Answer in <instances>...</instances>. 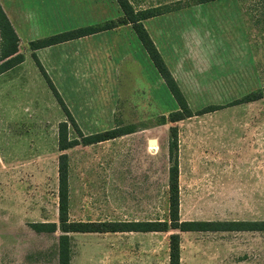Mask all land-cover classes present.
<instances>
[{
	"label": "rangeland",
	"instance_id": "obj_1",
	"mask_svg": "<svg viewBox=\"0 0 264 264\" xmlns=\"http://www.w3.org/2000/svg\"><path fill=\"white\" fill-rule=\"evenodd\" d=\"M130 1L136 9L179 5L180 11L173 12L181 15L180 30L188 18L202 16L196 24L201 23L203 42H209L194 47L196 60L189 55L186 64L178 62L184 67L180 82L194 113L209 106L217 110L162 125L158 110L141 112L142 103L121 102L114 123L107 118L103 126L132 133L96 148L65 152L70 160V221L166 220L173 126L178 134L180 220L264 221V98L236 102L264 88V0L200 5L196 0ZM240 21L248 34L241 52L235 38ZM19 89L26 94L25 85ZM49 93L36 84L34 102L19 101L17 151L12 156L4 146L0 151V264H58L61 232L31 228L33 223H58L57 132L66 118ZM167 99L165 95L160 110L165 118L177 109ZM26 105L27 116L21 110ZM9 128L2 125L0 132V143L8 147L15 142L14 135L5 134ZM69 132L73 134L71 127ZM148 140L157 145L149 147ZM173 233L70 234L71 264H169ZM179 235L181 264H264V232Z\"/></svg>",
	"mask_w": 264,
	"mask_h": 264
},
{
	"label": "crops",
	"instance_id": "obj_2",
	"mask_svg": "<svg viewBox=\"0 0 264 264\" xmlns=\"http://www.w3.org/2000/svg\"><path fill=\"white\" fill-rule=\"evenodd\" d=\"M129 3L132 5L130 0ZM0 6L18 37V52L24 57L21 64L0 74V132H4L2 125L4 128L9 126V130L5 134L11 135V139H13V135L15 138V142H12L9 147L7 143L3 145L1 142L0 151L3 146L11 153V156L13 151H17L16 135L19 128V101L34 102V86L36 84L45 86L48 92L46 96L49 97L51 89L36 62L41 65L84 136L115 129L116 127L112 126L109 128L104 127L103 121L107 118L111 121L112 118H116V112H118L121 102L142 103L144 107L138 106V111L158 110L161 117H164L163 112L160 110H162L165 95L166 99L169 100L168 102L176 104L131 24L46 48L31 50L30 43L32 42L77 29L103 26L120 19L123 12L117 0H0ZM159 6L161 5L159 4L156 7ZM133 8L135 7L133 6ZM135 10H145V8H135ZM180 18L181 15L172 11L144 20L142 24L188 102L180 82L184 67L178 65V62L182 61L186 64L189 55L196 60L194 47L197 44L201 46V44L209 42V39L205 43L203 42L201 23L196 24V22H201L202 16L197 17V19L194 15L191 17L192 19L189 20L188 18L186 20V30H180ZM188 21L190 23H187ZM237 29L236 44H238L241 52L244 47V38L247 39L248 34L246 32L243 34L242 21H240V26ZM21 75L22 77H20ZM192 76L195 75L192 74ZM20 85L26 86V94L21 95L19 93ZM177 109L175 107L171 112ZM21 110L23 115L27 116L28 112H24L30 110V108L26 105ZM112 122L114 123V121ZM122 137L124 136L87 145L86 148H96L94 146H100L107 142L112 143ZM152 141L154 143H151ZM147 145L149 147L155 146L157 142L148 140ZM1 160L0 156V164H3ZM10 164L12 165L13 162L10 161ZM14 164L17 165V163ZM114 222L156 223L162 222V220ZM116 233L151 236L152 234L164 232Z\"/></svg>",
	"mask_w": 264,
	"mask_h": 264
},
{
	"label": "trees",
	"instance_id": "obj_3",
	"mask_svg": "<svg viewBox=\"0 0 264 264\" xmlns=\"http://www.w3.org/2000/svg\"><path fill=\"white\" fill-rule=\"evenodd\" d=\"M123 12V16L103 26L82 28L59 34L50 38L30 43L31 50L46 48L55 44L78 39L87 35L110 30L118 26L131 24L150 60L162 77L166 87L174 98L178 109L169 113L168 117H162L161 124L178 123L194 115L206 114L216 111L215 106H209L194 113L189 107L184 95L176 81L166 67L155 45L150 39L142 22L159 15L180 10L177 5L174 8L159 6L145 10H135L129 0H117ZM217 0H196L195 5L205 4ZM171 8V9H170ZM24 60L18 52V37L0 6V74L18 66ZM40 72L50 87L54 97L61 107L65 122L59 124L57 147L60 155L57 163V198H58V223H33L32 230L37 233L61 232L58 239V264H71L72 247L70 234L74 233H116V232H171L169 236V264H181L179 233L188 232H264V221H181L179 216V168H178V134L177 127H170L168 143V218L162 222H104V223H81L69 219V159L65 153L76 146L92 145L100 142L132 133V129L115 128L110 131L84 136L74 121L58 92L51 84L41 65L36 62ZM264 98V88L257 92H251L236 102L239 104L250 103ZM73 130V136L69 132ZM179 232V233H176Z\"/></svg>",
	"mask_w": 264,
	"mask_h": 264
},
{
	"label": "water",
	"instance_id": "obj_4",
	"mask_svg": "<svg viewBox=\"0 0 264 264\" xmlns=\"http://www.w3.org/2000/svg\"><path fill=\"white\" fill-rule=\"evenodd\" d=\"M151 143H154V141H152Z\"/></svg>",
	"mask_w": 264,
	"mask_h": 264
}]
</instances>
